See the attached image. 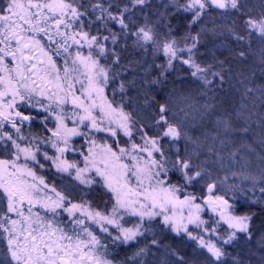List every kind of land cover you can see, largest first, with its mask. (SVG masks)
Here are the masks:
<instances>
[{
  "label": "snow or ice",
  "instance_id": "obj_1",
  "mask_svg": "<svg viewBox=\"0 0 264 264\" xmlns=\"http://www.w3.org/2000/svg\"><path fill=\"white\" fill-rule=\"evenodd\" d=\"M260 6L254 16L246 0H0V264H145L143 257L162 247L170 258L162 264H244L232 249L257 236L256 213L238 214L237 208L243 200L264 212V109L258 113L254 101L251 108L245 103L257 93L264 103V83H257V71L264 77V0ZM213 9L234 14L232 25L213 21L210 27L205 17ZM225 36L234 43L231 60L252 64L250 72L236 74L243 88L239 106L221 109L210 94L224 89L229 60L204 43ZM50 45L55 56L61 49L68 54L62 68ZM85 46L87 54L79 50ZM130 48L162 51L166 61L136 59ZM176 62L209 102L194 107L190 95L169 88ZM138 72L139 79H129ZM110 84L117 85L112 92L115 97L118 90L119 102L106 95ZM133 89L143 95V108L153 109L147 119L125 110ZM170 112L180 119H170ZM193 112L200 122L192 125L195 136L184 127ZM38 119L43 135L31 132ZM99 133L111 142L98 141ZM45 162L85 197L102 190L110 212L94 210L83 198L73 203L70 194L46 183L36 171ZM254 163L256 171H249ZM230 176L241 182L228 183ZM63 213L69 223L58 220ZM125 217L136 218L131 227L122 223ZM156 228L192 254L165 244ZM257 243L264 249V231ZM119 246L134 249L132 256L118 262L111 247Z\"/></svg>",
  "mask_w": 264,
  "mask_h": 264
},
{
  "label": "rangeland",
  "instance_id": "obj_2",
  "mask_svg": "<svg viewBox=\"0 0 264 264\" xmlns=\"http://www.w3.org/2000/svg\"><path fill=\"white\" fill-rule=\"evenodd\" d=\"M246 2L248 4V6L252 9L251 14L254 16H259L260 12L262 11L261 6H260L262 0H246ZM206 17L213 18L214 20H216L218 25L231 26L232 21L234 19V14H231V13L221 14L220 12L213 9L212 14L209 16H206ZM69 31H71V30H69ZM225 38H226L225 41H226L227 47H221V48L216 47V48H214V50L216 49L217 51H219V53L217 52L219 55L223 56V54H224V56H226L228 58L229 66L232 69H235L236 71L242 70L245 73H248V71L250 72L252 60H249L244 64H241L238 61H232L231 57L228 56V49L230 47H234V43L231 42L226 36H225ZM56 39H59V37H56ZM217 40L218 41L221 40V37L219 39L216 38V40H214V41H217ZM42 43H44L46 46H48L50 44V42L46 39H44L42 41ZM69 44H71V41H69ZM55 47H56L55 45H50L47 50L49 51L50 55H53V59L56 61L57 65L60 68H62L64 57L67 56L68 54L64 53L63 50L61 49V55L55 56L53 54V49H55ZM254 49H255L256 53L259 52V46L258 45L254 44ZM79 50L85 54H87V52L89 51V49L86 46L83 49H79ZM201 50L203 51L204 49H201ZM69 51L74 55L75 52L77 51V46L72 45V47L69 49ZM160 52H162V51H160ZM225 53H227V54L225 55ZM153 54L157 55V53H155V52H153ZM36 55L40 56L41 54L39 52H37ZM162 55H163V52H162ZM181 55H186V53H182ZM201 59H202V57H201ZM253 59H255V57H253ZM44 60L47 61V57H44ZM165 60H166V57H165ZM105 62H106V59L102 58L101 63H105ZM49 70L51 71V69H49ZM61 75H63L62 72H61ZM234 79H236V81H238L237 75L233 76L232 74H230L228 77V81L226 82L225 85H234V86H231V87H234V88H232V91L239 94V92H241L243 90V88L241 87L240 84H234ZM257 81H258L257 82L258 84L264 83V77H261L259 71H257ZM235 85H237V86L235 87ZM76 87L79 88V85L77 84ZM235 88H236V90H235ZM217 92H221V91H217ZM106 95H108V97L110 99H113V92L109 93L108 89H106ZM249 95L254 98L255 96L258 97L259 94L257 93V94H255V96H253V94H249ZM257 100L258 101L256 102L257 103L256 111L259 113L261 111V109H264V103H262V101L260 99H257ZM191 102L194 105V107H197V108L201 107L200 104L198 105L192 99H191ZM245 103L248 105L249 108H251L253 106L251 99L248 101H245ZM69 107H70V105H69ZM125 110H126V108H125ZM26 111L29 112L30 114L35 115L34 110L28 109ZM41 115H43V114H41ZM168 115H169L170 119H173L174 121L177 119H180V117L171 116V113H169ZM254 119H255V117H254ZM38 123H39V121H38ZM53 123L54 122L52 120H49V127H52ZM199 123L200 122L198 120V114L193 112L192 117H189V119L184 124L185 130L189 131V133L194 135V136L199 135V132L197 131V128L199 127ZM193 124H196L197 128H193L192 127ZM253 127H255V125H253ZM25 134H27V129L25 130ZM96 135H97L98 141H100V142H103L104 140H107L109 143L111 142V137H108L105 133H99ZM74 139H76L82 143V140L80 138H74ZM137 142L142 143V141L139 140V137H137ZM249 142H251V141H249ZM21 143L23 144L26 142L22 141ZM161 143L165 144V151H169L168 144L165 141H162ZM177 145L180 147L181 152H183L184 142L181 140V141L177 142ZM77 147H79V144H77ZM48 151L51 154L54 150H52L51 148H48ZM140 155L146 156L145 153H140ZM67 156L70 160H77V161L82 162V159H83L82 157H80L78 155V153H68ZM0 158H5V157L2 154H0ZM21 162H23V161H21ZM45 163H46V167L44 169L37 168L36 171H37V175L42 176L46 183H48L49 185L54 184L56 186L57 190H59L63 193L70 194L73 203H80L81 199L83 198L84 200H87V202L89 204H91V206L94 210H99L102 212H110L111 201L108 200V197H106L102 194V190H101V192H94V193H91L89 196L85 197L80 192L79 188L74 186L75 182L70 181V179L65 175L57 174L55 172V169L51 168L50 162H45ZM249 171H252V172L256 171L255 163L249 169ZM233 182L240 183L241 181L230 176L228 183H233ZM244 183L246 184L247 182H244ZM48 194L52 195L53 197L55 196V193L49 192ZM197 194H199V189H197ZM229 195H231V194H229ZM247 208H249L247 203H245L243 200H241L239 203V206L237 208L238 214H243V213H239L240 209H247ZM76 215H79V213L77 212ZM204 215H205V218H207L208 216L211 215V213H205ZM81 218L84 219V217H81ZM58 220L63 222V223H69L70 222V218L68 217L67 213H63L60 217H58ZM135 220H136L135 217H125V221H122V223H124L125 226H127V227H131L132 226L131 222H133ZM86 223H88L99 235H101V236L105 235L103 233H99V228L97 225L92 224L90 221H87V220H86ZM109 228L111 231H113V233H115L114 228H112L111 226H109ZM154 232H156L158 234V236H160L161 238L164 239L165 244H167L173 248H178L186 256H190L192 254V248L183 245L171 233L165 231L163 234H160L159 228L154 229ZM147 239L150 241L151 235H149L147 237ZM106 242H108V241L106 240ZM187 243L192 244V242H187ZM254 246H255L254 247L255 250L257 251V254L259 253L258 254L259 256L258 255L254 256V249H253V247H251L250 242H244L243 240L239 241L237 247L235 249H232V251L234 253L238 254L239 256H241V254H244L248 258L247 262H249V263L264 264V259H262V258H264V249H261L260 245L257 242H255ZM111 251H112L113 255L116 256V258L119 262V261H122L125 256H132L134 249L126 248L125 246H119V247H111ZM152 252H155V255H153ZM152 252L148 253L147 255H145L143 257L145 264H162L163 260L170 259L169 257H167L165 255V249L163 247L158 252L156 251V249L153 248ZM122 253H124V254H122ZM2 254H3V245L0 244V259L3 258ZM137 259H140V258H137ZM129 264H135V261H129ZM244 264H246L245 261H244Z\"/></svg>",
  "mask_w": 264,
  "mask_h": 264
},
{
  "label": "trees",
  "instance_id": "obj_3",
  "mask_svg": "<svg viewBox=\"0 0 264 264\" xmlns=\"http://www.w3.org/2000/svg\"><path fill=\"white\" fill-rule=\"evenodd\" d=\"M103 2L105 4H107L109 2V0H103ZM158 2V0H157ZM156 10L153 9V12H155ZM86 20L88 18H85ZM206 21L208 22L209 26L211 27L212 22L214 21L216 24V20H214L211 17H206L205 18ZM137 20L138 22L142 23L143 22V17L140 16L139 14H137ZM85 30H89V29H85ZM198 30V29H197ZM90 31L92 32V34H96V26L93 25L90 29ZM106 34V33H104ZM216 40V37H209L206 39L205 43H204V48H216L217 45H220L221 42L223 44L222 47H227L226 46V38L225 37H221V40ZM131 40L129 41V45H131ZM202 48V49H204ZM217 48H221V47H217ZM216 50V49H215ZM132 54V56L136 59H140V60H147L148 62H155L156 64H160V63H164L165 57L162 55V52H158L157 55L153 54V51L150 49L148 52H144L143 50L137 49L135 51H132L131 48L129 50ZM217 51V50H216ZM219 53V51H217ZM222 54V53H221ZM227 53H225L226 55ZM124 55H128V53H125ZM222 58H225L226 56H221ZM108 61L106 60V62L104 64H107ZM231 64V63H230ZM228 67H230L228 65ZM242 70H235L232 69L230 67V73L234 76H236L237 73L241 72ZM249 72V71H248ZM140 75H142V72H138V73H133L131 75H129V79H131L133 76H135V78L139 79ZM235 78V77H234ZM236 79H234V84H239L238 81H236ZM258 82V81H257ZM169 88L175 87L177 88V90L183 91L186 94L190 95L191 99L193 101H195L198 105L200 104V106H202L205 102H209V96L208 95H199L198 93V89H197V84L198 82L195 80H192V78L188 75V72L186 70V68H184V66H181L179 63L176 62V67L173 71H171L168 74V81H167ZM234 85H224V89L221 92H216L214 94H210V95H214L216 98L211 100V103L217 104L218 106L221 107V109L223 108H232L233 106H238L239 102H240V97H241V93L243 92V90L241 92L236 93L232 91L231 87ZM237 85H235L236 87ZM114 87H117L116 84H110L108 87L109 93L112 92V89ZM236 90V88H235ZM137 93H138V89H133L130 91V95L133 98L131 101H129L127 98L125 99V108L127 111H131L134 113V118H139L141 120L143 119H147L148 117L151 116V113L153 111V109H144L143 108V95H140L139 97H137ZM257 96H255L253 99H251V102L255 103V105H257ZM115 100H117V102H119L120 100V94L117 90L115 97H113ZM163 99V96L161 97ZM261 100V99H260ZM153 107H156V105L154 104ZM171 113V112H170ZM172 116V113H171ZM170 118V117H169ZM39 119L34 122L31 126V132L33 134H45L43 132L42 126L40 125V123H38ZM154 125V121L152 122ZM155 126H153L150 130V134L151 135H156L157 134V129L155 128ZM247 211H254L256 213L255 219H254V224H255V228L257 231V236L252 240L249 241L251 247H253L254 249V256L258 255L257 251L255 250V242H257V240L259 239V235L262 231H264V212L259 211L258 206L253 205L251 208H247V209H240L239 213H245ZM124 254V253H122ZM259 256V255H258ZM242 258L243 261H245L246 264H256V263H249L248 258L244 255L241 254L240 256Z\"/></svg>",
  "mask_w": 264,
  "mask_h": 264
},
{
  "label": "water",
  "instance_id": "obj_4",
  "mask_svg": "<svg viewBox=\"0 0 264 264\" xmlns=\"http://www.w3.org/2000/svg\"><path fill=\"white\" fill-rule=\"evenodd\" d=\"M216 11L220 12L219 10H216Z\"/></svg>",
  "mask_w": 264,
  "mask_h": 264
}]
</instances>
